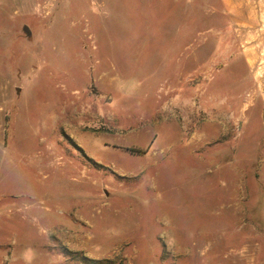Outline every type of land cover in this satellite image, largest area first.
<instances>
[{"label":"rangeland","instance_id":"1","mask_svg":"<svg viewBox=\"0 0 264 264\" xmlns=\"http://www.w3.org/2000/svg\"><path fill=\"white\" fill-rule=\"evenodd\" d=\"M0 100V264H264V0H0Z\"/></svg>","mask_w":264,"mask_h":264},{"label":"crops","instance_id":"2","mask_svg":"<svg viewBox=\"0 0 264 264\" xmlns=\"http://www.w3.org/2000/svg\"><path fill=\"white\" fill-rule=\"evenodd\" d=\"M230 4L227 5L226 2H224V5L226 8H229L230 6L233 8V9H238L239 8V4L236 3L235 5H232L231 2H229ZM241 7V6H240ZM235 20H238L239 23H241L240 19L237 18V17H234ZM256 57H252L253 60H256L255 59ZM11 104H10V101H7V100H0V152H4L7 148V146L5 145V138L7 136L11 137L12 136V120H11Z\"/></svg>","mask_w":264,"mask_h":264},{"label":"water","instance_id":"3","mask_svg":"<svg viewBox=\"0 0 264 264\" xmlns=\"http://www.w3.org/2000/svg\"><path fill=\"white\" fill-rule=\"evenodd\" d=\"M24 30H25V32H26L27 34H29V31H28V29H27L26 27H24Z\"/></svg>","mask_w":264,"mask_h":264},{"label":"trees","instance_id":"4","mask_svg":"<svg viewBox=\"0 0 264 264\" xmlns=\"http://www.w3.org/2000/svg\"><path fill=\"white\" fill-rule=\"evenodd\" d=\"M130 152L139 153L140 151L129 150Z\"/></svg>","mask_w":264,"mask_h":264}]
</instances>
